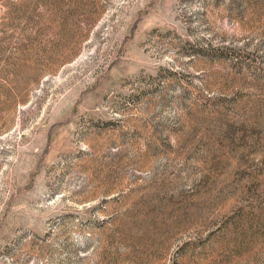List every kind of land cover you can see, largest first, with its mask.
Here are the masks:
<instances>
[{
	"label": "rangeland",
	"instance_id": "obj_1",
	"mask_svg": "<svg viewBox=\"0 0 264 264\" xmlns=\"http://www.w3.org/2000/svg\"><path fill=\"white\" fill-rule=\"evenodd\" d=\"M0 264H264V0H0Z\"/></svg>",
	"mask_w": 264,
	"mask_h": 264
}]
</instances>
